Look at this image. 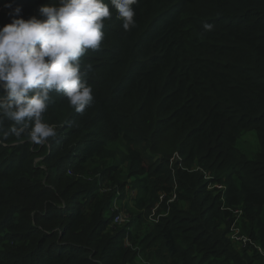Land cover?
Returning <instances> with one entry per match:
<instances>
[{"label":"trees","instance_id":"trees-1","mask_svg":"<svg viewBox=\"0 0 264 264\" xmlns=\"http://www.w3.org/2000/svg\"><path fill=\"white\" fill-rule=\"evenodd\" d=\"M104 2L85 112L52 93L43 145L0 117V264H264L229 238L237 221L264 249V0H139L129 31ZM9 3L27 20L58 0H0V27Z\"/></svg>","mask_w":264,"mask_h":264},{"label":"clouds","instance_id":"clouds-1","mask_svg":"<svg viewBox=\"0 0 264 264\" xmlns=\"http://www.w3.org/2000/svg\"><path fill=\"white\" fill-rule=\"evenodd\" d=\"M110 3L125 31L137 26L133 5L139 0ZM4 7L11 23L0 27V117L14 122L10 131L17 138L27 132L32 143L43 145L57 135L44 121L52 93L62 94L80 114L92 104L80 58L100 47L111 12L104 0H58L56 6H41L39 18L26 20L22 6Z\"/></svg>","mask_w":264,"mask_h":264},{"label":"built area","instance_id":"built-area-1","mask_svg":"<svg viewBox=\"0 0 264 264\" xmlns=\"http://www.w3.org/2000/svg\"><path fill=\"white\" fill-rule=\"evenodd\" d=\"M174 160H177L179 162H181V158L179 157L178 154H175V156L172 158L171 162H173ZM196 171H201L204 175V178L206 180H210V176L208 173L204 172L203 170L201 169H197ZM211 185V184H210ZM211 187L213 188H217V189H222L224 190V186L223 185H211ZM164 198V196H161L160 197V200L162 201ZM177 201V195L175 193L172 194L171 198L168 200L167 204L170 205L171 203ZM117 205H115L114 209H117L116 208ZM157 210H158V206L155 207V209H153L152 211V214L150 215V219L153 220L154 222H158L159 221V218H160V215H157ZM128 217L127 216H124L123 213L119 214L114 222H117V223H125L127 222L126 224L130 223L131 219L128 220ZM237 224V221H235L231 227V230H230V234H229V238L237 245L243 247V248H248V247H251V251L250 252H253L254 250L258 252V254L263 257L264 259V249L256 244L252 239H250L249 237L245 236V235H242L240 230L237 228L236 226Z\"/></svg>","mask_w":264,"mask_h":264},{"label":"rangeland","instance_id":"rangeland-1","mask_svg":"<svg viewBox=\"0 0 264 264\" xmlns=\"http://www.w3.org/2000/svg\"><path fill=\"white\" fill-rule=\"evenodd\" d=\"M258 146L257 143V139H256V135L254 132H246L244 133L243 137L240 139L239 141V147L246 152L249 156H254V153L256 152V148ZM113 149H117V145H112L111 146ZM133 201H129V204L132 205ZM122 203L121 199H117V205L120 206ZM124 216L128 217V220L131 219V215L129 213L126 212H122ZM109 216V214H107V217ZM127 220V221H128ZM127 222L125 223H117L114 222L115 225H125ZM147 228V227H146ZM138 263L139 264H145V262L142 259H138Z\"/></svg>","mask_w":264,"mask_h":264}]
</instances>
